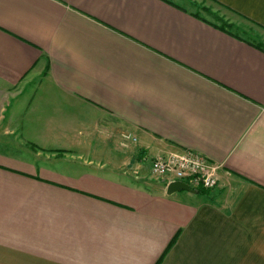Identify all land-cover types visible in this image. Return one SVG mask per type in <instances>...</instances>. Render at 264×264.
I'll return each instance as SVG.
<instances>
[{
    "label": "crops",
    "instance_id": "crops-1",
    "mask_svg": "<svg viewBox=\"0 0 264 264\" xmlns=\"http://www.w3.org/2000/svg\"><path fill=\"white\" fill-rule=\"evenodd\" d=\"M207 1L264 36V0ZM188 2L0 0V264H264V43ZM54 132L115 165L197 152L220 183L56 171Z\"/></svg>",
    "mask_w": 264,
    "mask_h": 264
},
{
    "label": "rangeland",
    "instance_id": "rangeland-1",
    "mask_svg": "<svg viewBox=\"0 0 264 264\" xmlns=\"http://www.w3.org/2000/svg\"><path fill=\"white\" fill-rule=\"evenodd\" d=\"M188 5L191 7L193 12L197 14H201L203 17L207 18L210 22H212L214 25L218 27H227L233 34H237L241 36V38H245L247 40H250L252 42L264 43V36L261 35V31H258L256 27H254L252 24H250L247 21L242 20L236 15H233L225 9H222L221 7L217 6L215 3H211L207 0H187ZM187 3V2H186ZM263 45V44H262ZM12 100H10V96H0V116L2 114H5L6 110L8 109V106L12 104ZM2 117H0L1 121ZM40 133V132H38ZM45 135L43 132L41 134H37L38 138H43ZM51 143H49L51 149L55 150H45V152L42 154L41 150H36L37 152H41L39 156L41 158H49L51 159L48 161L50 166L56 168V171H64L68 172L69 174H72L75 169L83 168V160H91L95 164L97 161L106 160L109 161V166L107 165L106 168L103 169L104 174L106 175H113L116 173L113 171V167H118L119 170H121L124 173L131 174L133 171L132 168L136 167L135 165H128V163L124 164H118L115 165L112 163L115 156L111 152V150H96V149H78L76 147H79L78 143L79 140H81V136H78V133H70V134H61L63 137L59 138V134H49ZM70 138L72 139L70 141ZM75 139V140H74ZM119 142L121 141L118 139ZM61 143L58 145V143ZM122 148L127 149V151H130V146L128 144L121 145ZM127 146V147H126ZM60 149H56V148ZM4 148H0V150H3ZM34 149V148H33ZM100 153H105V157L101 158L97 155ZM39 154V153H38ZM31 156L32 154L29 153ZM73 155V156H72ZM81 156V159H78L76 157ZM74 157V158H73ZM123 157V156H122ZM83 159V160H82ZM119 160V158H118ZM45 162V161H43ZM125 162V161H124ZM151 165V162H150ZM148 164V162L144 163L141 167L138 166L136 171L137 176L140 178H144L147 182L157 183L158 180L151 172V167ZM87 168H96L94 165L86 166ZM60 169V170H59ZM135 175V173H134ZM144 176V177H142ZM161 183V182H160ZM164 187L165 185L161 183ZM182 194H186L184 191H182Z\"/></svg>",
    "mask_w": 264,
    "mask_h": 264
},
{
    "label": "built area",
    "instance_id": "built-area-1",
    "mask_svg": "<svg viewBox=\"0 0 264 264\" xmlns=\"http://www.w3.org/2000/svg\"><path fill=\"white\" fill-rule=\"evenodd\" d=\"M126 141H136L130 134H123ZM151 172L165 187L172 182H183L192 190H211L220 183L222 166L208 162L197 152L169 153L151 160Z\"/></svg>",
    "mask_w": 264,
    "mask_h": 264
},
{
    "label": "water",
    "instance_id": "water-1",
    "mask_svg": "<svg viewBox=\"0 0 264 264\" xmlns=\"http://www.w3.org/2000/svg\"><path fill=\"white\" fill-rule=\"evenodd\" d=\"M185 191L189 193H195L196 191L192 190L187 184L183 182H172L166 187V194L171 195L175 192Z\"/></svg>",
    "mask_w": 264,
    "mask_h": 264
},
{
    "label": "trees",
    "instance_id": "trees-1",
    "mask_svg": "<svg viewBox=\"0 0 264 264\" xmlns=\"http://www.w3.org/2000/svg\"><path fill=\"white\" fill-rule=\"evenodd\" d=\"M251 23V22H250ZM253 24V23H252ZM219 29H221L223 32H226V33H228V34H230V35H233V33L227 28V27H218ZM234 36L235 37H237V38H241V36H239V35H237V34H234ZM260 45H262V44H260ZM256 46H258V45H256ZM264 50V49H263ZM202 191H204V190H198V192L200 193V192H202Z\"/></svg>",
    "mask_w": 264,
    "mask_h": 264
}]
</instances>
